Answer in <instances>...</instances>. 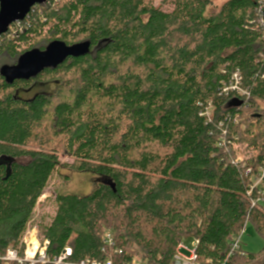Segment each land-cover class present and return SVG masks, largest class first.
I'll return each mask as SVG.
<instances>
[{
    "label": "trees",
    "instance_id": "16d2710c",
    "mask_svg": "<svg viewBox=\"0 0 264 264\" xmlns=\"http://www.w3.org/2000/svg\"><path fill=\"white\" fill-rule=\"evenodd\" d=\"M263 8L264 0H45L12 24L0 37L12 65L46 28L38 49L92 47L30 80L0 75V255L31 224L50 242L47 264L67 247L72 262L174 264L189 240L199 264H264V246L248 252L242 240L232 251L249 225L264 240ZM237 71L248 94L222 93ZM235 145L259 154L241 160ZM60 154L102 181L86 196L58 194L40 227L34 215Z\"/></svg>",
    "mask_w": 264,
    "mask_h": 264
},
{
    "label": "rangeland",
    "instance_id": "374dc122",
    "mask_svg": "<svg viewBox=\"0 0 264 264\" xmlns=\"http://www.w3.org/2000/svg\"><path fill=\"white\" fill-rule=\"evenodd\" d=\"M227 1L228 0H214V5L220 7ZM155 2L156 5H160L161 0H155ZM41 36L42 37H40L39 39H37L38 37L35 36L32 37L29 40L28 44L26 45L22 43V45L19 47V51L28 49L29 45L34 46L38 42L40 43L36 46V48L46 45L47 43L46 38L48 36L47 28L41 34ZM13 62L14 59L8 53H5L4 55L0 56V68L4 65H12ZM50 88L51 89L49 90L54 89V85ZM262 105H264V103H262ZM211 114H212V110H210L209 115ZM234 148L235 150H237V157L241 160L248 159L252 156L256 157L259 154V151L257 149H249L247 146L240 147V145H235ZM59 157L62 165L55 172L52 179L50 180L47 189L45 190L43 196L39 200V205L34 215V219H35L34 224L40 227L49 225L51 223L57 209L56 197L58 194H62V195L76 194L79 196H86L91 194L102 181L100 176L91 173L77 172L71 170L69 166L74 162V159L72 157L62 154H60ZM256 184H258L262 189V191L264 192V183L260 184L259 181H256ZM242 240L244 243V248L248 252L257 253L264 246V240L257 234L256 230L250 225L247 227V230L245 231L243 236L241 235L240 242ZM193 242L194 240L183 242L186 247V250H184V252L187 256L191 255L190 251L193 250L194 248ZM196 263L199 264V262Z\"/></svg>",
    "mask_w": 264,
    "mask_h": 264
},
{
    "label": "water",
    "instance_id": "95a60500",
    "mask_svg": "<svg viewBox=\"0 0 264 264\" xmlns=\"http://www.w3.org/2000/svg\"><path fill=\"white\" fill-rule=\"evenodd\" d=\"M45 0H0V37L10 26L27 18L33 7ZM90 41L68 45L63 41H53L45 49L34 48L20 56L14 65H4L0 75L7 84L30 80L47 69H56L70 57L78 58L91 52Z\"/></svg>",
    "mask_w": 264,
    "mask_h": 264
},
{
    "label": "built area",
    "instance_id": "2783aa9c",
    "mask_svg": "<svg viewBox=\"0 0 264 264\" xmlns=\"http://www.w3.org/2000/svg\"><path fill=\"white\" fill-rule=\"evenodd\" d=\"M260 20L259 24L264 27V8L260 11ZM11 28V26H10ZM264 39V35H263ZM230 92H237L238 94L244 95L248 94L247 91L241 88V75L237 71L233 74L230 82L225 84L222 93L229 94ZM264 176V169L263 174ZM104 242L108 246H112L114 244L113 237L111 232H107L104 236ZM240 238L236 239L232 246V251L238 250L240 247ZM50 242L48 240H41L39 237L38 229L36 226L29 225L27 231L25 232L22 242L17 248H11L8 250L7 254L4 256L0 255V264H12L16 262L18 264H47L49 263V259L47 256V249ZM198 245V241L194 240L193 242V250L190 251L189 256H187L184 252L186 247L184 243L179 246L177 253L174 257V264H197V255H196V248ZM117 254H121V250L116 251ZM73 255L72 248L67 247L61 253L60 256L56 257L53 260V264H114L111 259H107L105 261L99 260H91L85 259L79 262H72L70 261L71 256ZM121 264H144L140 259L134 258L131 261L124 262Z\"/></svg>",
    "mask_w": 264,
    "mask_h": 264
}]
</instances>
